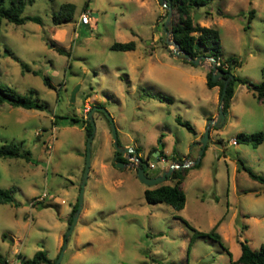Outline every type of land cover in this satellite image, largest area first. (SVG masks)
Here are the masks:
<instances>
[{
  "label": "rangeland",
  "instance_id": "374dc122",
  "mask_svg": "<svg viewBox=\"0 0 264 264\" xmlns=\"http://www.w3.org/2000/svg\"><path fill=\"white\" fill-rule=\"evenodd\" d=\"M64 2L75 5L72 17L54 23L52 13ZM165 10L158 0H33L22 14L38 15L40 22L1 18L0 82L20 93L33 89L46 107L0 104V144L20 141L31 153L29 160L0 156V187L15 188L11 202H0L6 260L0 264H23L37 249L58 255L78 197L92 106L83 206L59 264H230L240 255V240L254 249L264 244V183L241 164L264 175V100L245 83L235 84L223 123L210 127L199 165L190 163L182 177L183 207L147 201L143 190L154 185L142 183L132 165L113 160L110 121L97 105L111 115L118 143L139 150L129 157L125 152V162L139 154L154 163L150 175L167 163L196 159L207 113H218L205 67L173 56L165 44ZM82 11L89 23L79 22ZM192 13L218 28L221 57L239 60L234 74L264 82V0H210ZM130 39L133 49L110 47ZM258 130L263 140L257 145L231 142L239 131ZM159 144L162 156L154 155ZM174 182L168 177L161 183ZM182 218L198 230L215 227L224 246L194 236Z\"/></svg>",
  "mask_w": 264,
  "mask_h": 264
},
{
  "label": "trees",
  "instance_id": "16d2710c",
  "mask_svg": "<svg viewBox=\"0 0 264 264\" xmlns=\"http://www.w3.org/2000/svg\"><path fill=\"white\" fill-rule=\"evenodd\" d=\"M33 0H0V26L1 18L14 23H22L25 20H33L40 22L41 18L38 15L22 14L23 8L27 3H31ZM210 0H170L173 9V34L174 38L180 43L181 47L187 50L192 57L200 54L213 55L219 64L217 66L227 72H233L234 66L239 63L236 56L229 55L226 58H222L220 55V35L217 27L202 25L193 19L192 8L195 6L203 5L208 3ZM75 5L71 2H64L60 5L58 10L52 13V20L54 23H63L71 19ZM253 9L249 11V17L253 15ZM167 9L165 10V14ZM166 44V42H165ZM167 45V44H166ZM110 47L120 50L133 49L135 47L134 40L126 41H113ZM62 50V48H59ZM8 54H12L10 49H6ZM13 55V54H12ZM186 60V59H184ZM190 61V60H187ZM191 62V61H190ZM21 66L25 70H32L34 73H38V70L31 69L30 66L21 61ZM212 69L209 67L206 72V83L209 87L218 85L219 97L222 91L223 81L218 79L213 81L211 79ZM234 74V73H233ZM43 79L46 84L53 86L50 82L49 76L43 75ZM237 82H243L247 87L256 91L259 99L264 100V82H255L248 79L245 76L234 74L229 80L226 92L223 98V109L227 111L233 93L235 84ZM34 90L29 89L28 93H20L8 84L0 82V104L3 101H8L12 105H19L26 108H40L46 107V103L41 102L39 98L33 96ZM56 119V118H55ZM75 120V118H72ZM176 120L185 125L190 131H195L193 125L186 119H182L179 115L176 116ZM86 121V134L91 131V123L88 118ZM236 141H242L257 145L263 140V132L258 131H239L235 136ZM19 143H21L19 141ZM18 142H5L0 144V156H14L23 157L26 160L31 159V153L29 149H22ZM154 149V148H153ZM133 150L138 152V148L134 147ZM152 150H150L151 152ZM85 155V152L83 153ZM159 156H162V149L160 150ZM117 159L125 161V157L122 155L117 156ZM181 162V160H179ZM200 162V160H199ZM199 162L193 164V166L199 165ZM242 167L252 176L253 178L264 183V175L254 172L249 166L242 163ZM191 166V165H190ZM189 165L182 167L181 169L175 167L170 177L175 179L173 184L170 183H158L152 187H145L143 190L144 197L149 202H166L174 206L175 208H181L185 202V194L180 186V182L184 174L186 173ZM14 186L0 187V202H11L13 200ZM78 203V197L74 205L72 206L69 221H71L72 213L75 210ZM184 223L192 228L194 236H208L223 245L221 235L212 227L209 231L198 230L188 223V221L182 218ZM219 221V220H218ZM218 221L214 224L217 225ZM241 252L238 258L231 259L230 264H264V244H261L259 248H252L246 240H240ZM228 251V250H227ZM229 253V251H228ZM230 255V254H229ZM57 256V255H56ZM54 257H49L45 250L37 249L30 258L24 260L23 264H53L55 261ZM0 261L5 263V258L0 254Z\"/></svg>",
  "mask_w": 264,
  "mask_h": 264
},
{
  "label": "water",
  "instance_id": "95a60500",
  "mask_svg": "<svg viewBox=\"0 0 264 264\" xmlns=\"http://www.w3.org/2000/svg\"><path fill=\"white\" fill-rule=\"evenodd\" d=\"M158 1H159L161 6H164L167 9L166 17H165V20L163 22V30H164L165 35H166L165 36V42L167 43V45L170 46L171 54L173 56L179 58V59L190 60L191 62H193L195 64H199V65L203 64L205 60H209L210 63H208V65L212 69L211 79L213 81H216L218 79L222 80L223 86H222V91H221V94L219 97L218 113L215 117H208L205 129H204L202 136L200 138V141H199L200 152H199L198 157L194 160L187 159L182 163L170 162L166 167H163L161 169V171L155 175H150L147 173L146 169L148 167L149 162L146 160H143L141 158V156L137 153H134L132 155V161L128 162V163H126L125 161L117 159V156L123 155L125 152L128 155L129 152H131L133 150V147L131 145H121L118 143L116 127H115V124L113 122L111 115L109 114V112L104 107H102L100 105L96 106L98 109H102L107 114L108 119L110 121L112 143H113V146L115 148V154L113 156V160H114L115 164L120 166V167H123L125 165H132L136 169V174H137L138 179L146 185H155V184L161 183L163 180L170 177V175L173 172L175 167L181 169L184 166L190 165V163L196 164L199 162L200 155H201V153H202V151L206 145V142L208 140V137H209L210 127L211 126H219L224 121V118H225L227 111H225L223 109L222 102H223V98H224V95L226 92L228 82L234 76L233 72H227V71L219 68L217 66V63H216V58L213 55L200 54L198 56L192 57L187 50L183 49L181 47L180 43L174 38V34H173V9H172V5H171L170 0H158ZM198 15H200V14H198ZM193 19H194V21L197 20V13L195 14ZM94 109L95 108L92 106L88 110V114H87V118L89 119V121L91 123V131L86 136L85 155H84L85 161H84V167H83V172H82L81 181H80V187H79V191H78V203H77L75 210L72 213L71 221H70L69 226H68V228L64 234V239H63L61 249H60L57 257L55 258V261L53 264H59V261L61 259L62 254H63V251H64L66 244H67V238H68L70 232L72 231V229H73V227L77 221L79 212L83 206L84 188H85L86 180L88 178V173H89L90 163H91V141H92L93 134L95 131V123H94L93 116H92ZM161 147H162V144H159V146L156 147V149H155L156 154H154V155L158 154Z\"/></svg>",
  "mask_w": 264,
  "mask_h": 264
},
{
  "label": "crops",
  "instance_id": "0c3cea01",
  "mask_svg": "<svg viewBox=\"0 0 264 264\" xmlns=\"http://www.w3.org/2000/svg\"><path fill=\"white\" fill-rule=\"evenodd\" d=\"M199 23L202 24V25H206V21H201V20H200ZM201 65H203V66L205 67L206 72H207V70H208V68H209L208 63L204 62V63L201 64ZM210 88L213 89V92H212L213 101H214V103L217 104V102L219 101V88H218V85H213V86H211ZM232 97H233V96H232ZM231 100H232V99H231ZM215 116H216V114H213V115H212L210 112L207 113V117H215ZM187 158H188V157H187ZM167 165H168V163H167L164 167H166Z\"/></svg>",
  "mask_w": 264,
  "mask_h": 264
},
{
  "label": "built area",
  "instance_id": "2783aa9c",
  "mask_svg": "<svg viewBox=\"0 0 264 264\" xmlns=\"http://www.w3.org/2000/svg\"><path fill=\"white\" fill-rule=\"evenodd\" d=\"M78 18H79L78 19L79 22L83 23V24L89 23V21H90V17H89V15H88V13L86 11L80 12ZM216 63L219 64V61L216 60ZM231 142L232 143L237 142L235 137L231 139ZM153 166H154V163L153 162H149L148 167L150 168V167H153ZM12 264H22V263H21V261L19 259H17L15 261H13Z\"/></svg>",
  "mask_w": 264,
  "mask_h": 264
},
{
  "label": "flooded vegetation",
  "instance_id": "af4514ba",
  "mask_svg": "<svg viewBox=\"0 0 264 264\" xmlns=\"http://www.w3.org/2000/svg\"><path fill=\"white\" fill-rule=\"evenodd\" d=\"M132 151H134V150H132ZM132 151H131V152H132ZM114 154H115V153H114ZM122 156H123V155H122ZM129 156H131V155H130V153L128 154V157H129ZM148 169H149V167H147V169H146V170H148Z\"/></svg>",
  "mask_w": 264,
  "mask_h": 264
}]
</instances>
